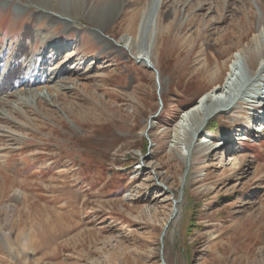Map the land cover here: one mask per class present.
Masks as SVG:
<instances>
[{
  "label": "rangeland",
  "instance_id": "rangeland-1",
  "mask_svg": "<svg viewBox=\"0 0 264 264\" xmlns=\"http://www.w3.org/2000/svg\"><path fill=\"white\" fill-rule=\"evenodd\" d=\"M1 1L0 53L8 58L26 37L35 55L36 33L55 40L43 56L79 88L58 105L32 104L25 124L6 112L4 122L22 129L17 141L0 134V264H264V122L250 106L264 96V0ZM49 4L74 27L37 20ZM94 26L121 55L98 43ZM233 55L235 88L252 78L240 102L207 123L210 136L193 137L198 151L185 163L170 148L171 128L222 83Z\"/></svg>",
  "mask_w": 264,
  "mask_h": 264
},
{
  "label": "bare ground",
  "instance_id": "bare-ground-1",
  "mask_svg": "<svg viewBox=\"0 0 264 264\" xmlns=\"http://www.w3.org/2000/svg\"><path fill=\"white\" fill-rule=\"evenodd\" d=\"M1 2L4 6H8L9 3L12 2V0H2ZM41 7L45 8L47 11H45V13L36 12L34 16H36L37 20L42 21L46 19L48 22L47 23L48 26L51 28H55V29L58 27L60 23L64 24L65 29L66 28L70 29L71 27H74L72 23H70L68 20L66 21L64 18L59 19L56 16V15L65 16V17L68 16L72 19L73 15L71 16L68 14L67 15L62 14L58 7L53 6L51 4L46 5V6L44 5ZM20 11L22 12L23 9H20ZM48 12L55 13L56 15H52L51 13H48ZM35 19H33L32 21L35 22L36 21ZM93 29H96V30H93L92 32H93V35H95L96 40L98 39L97 41L99 44L104 45V47L106 48L114 50L117 54H120V55L122 54V51L125 49L123 48L120 49L114 44H111L108 40H106L102 36L104 35L103 29H101L98 26H94ZM38 37H41L43 41H39L40 47H38L37 53L31 57H28V55L30 54V50H31L29 47L30 42H27L26 45L24 44L27 40L26 37H23L21 41L18 42V44L14 46V48L12 47L15 50L14 51L15 53L13 54L10 53L11 55L8 58L6 57V55L7 56L9 55L8 50H6L4 53H0V68H1V62L3 60H7L6 61L7 63L8 61L11 63L10 66L6 67L4 71H2L0 74V109L1 110L4 109L3 111H1L2 113H0V124L1 123L7 124L10 126V128H13V131L7 132L3 130V131H0V134L1 133L2 134L7 133L9 135L12 134L11 136L14 137L13 135L14 132H18V130L22 129L20 126L13 125L14 123L11 124L8 122H4L7 111L11 115V116L10 115L8 116L12 118V120L20 121L21 119H23L22 123L25 124L27 120H30V114L26 115L25 112L26 110L29 111V109H32L31 108L32 104H37L38 107H39V104H43L42 102L49 103L50 105H53V106L58 105L57 103H55V100L60 99L63 93H72L71 92L72 90L74 91L77 88H79L75 83H72V82L69 83V81H68L69 83L68 87H66L65 86L66 84H64L65 83L64 81L66 80V78H64V76L62 75L63 74V72L61 71L62 68H60L62 65H60V67L58 66V67L52 68L50 66V63L52 61L54 62L56 61L50 60V57L47 55L43 56L46 50L51 49L52 47L51 43L54 42L55 40H46L45 36L38 35L37 33L32 36V39H35ZM62 49H63L62 46L58 47L57 49L52 48L53 51L57 50L58 52H61ZM76 53H77V47L74 52L75 56H76ZM39 61L42 62L43 64H45L47 61L48 63L47 65L50 66V69L47 75H45L44 77L40 75V77L37 76V78H34L33 76L36 74V68H34L33 66L36 65V63H39ZM237 62H238V57H236V55H233L227 67V75L224 77L222 83L218 85L215 84V86H213L212 89L209 90V92H206L203 95H201L198 102H196V104L192 106L190 109H186L185 111H183L178 117L179 120H177L176 123L172 126L171 133H170L172 134L170 148L172 147V148L178 149L181 153V158L182 160L185 161V163L189 162L190 164V158L192 157L193 154H195L196 150L198 151V149L196 148V145H193L192 143L193 137H195L196 135L198 136L199 131H201V129H203V132H206L205 128L207 126V123L212 118H214V116L218 114H223L224 112L231 111V109H233L234 106L240 102V98L238 97L240 96V93L243 91V89L246 87L245 86L246 83L249 82L252 77H248L244 81V83H242V86H240L239 88H235L234 76L236 73L235 70H237L236 69ZM204 67L207 68V66H204ZM260 68L262 69L264 68V60L260 62L259 69ZM38 86H42V87H38ZM41 90H46L47 91L46 94L48 93L47 98L45 97L46 99L44 100H42L41 95H39ZM223 99H225V103H222ZM241 100H244V99H241ZM250 103H252V101ZM13 104H15L16 107H13L12 106ZM61 108L63 110V107ZM195 118L197 119L198 122L195 125L189 127L190 120L195 119ZM206 121L208 122L205 123ZM4 127L7 128L6 125ZM6 128L4 129L7 130ZM205 134L206 135L208 134V137L210 136L208 132H206ZM9 135H5V137L10 139ZM15 137H14L15 141H17ZM198 143L201 146L203 143H205V141L203 139H200ZM223 144H224V141L221 142V145L219 144L218 145L222 147ZM219 146L217 148H219ZM21 150L23 151V149ZM236 160H237L236 155L234 154L230 155L229 160H228V162L230 163V168L227 170L229 174L235 170L236 163H237ZM222 167H223V163L222 161L219 160L217 169L222 168ZM156 179H158V175H156ZM152 180H153V177H152ZM181 182H182V178H181ZM55 238L57 237L55 236ZM29 239L30 238H27V240L24 239L22 241V244L20 246L23 248L21 250L24 251L25 247H26V250H28L29 246H26V244L28 245L30 243ZM49 239H53V238H49ZM46 245L48 246L47 243ZM38 250L40 249H37V251ZM58 251L60 250L58 249ZM46 255H44V258Z\"/></svg>",
  "mask_w": 264,
  "mask_h": 264
},
{
  "label": "water",
  "instance_id": "water-1",
  "mask_svg": "<svg viewBox=\"0 0 264 264\" xmlns=\"http://www.w3.org/2000/svg\"><path fill=\"white\" fill-rule=\"evenodd\" d=\"M135 61L138 63V62H140V61H145V63L149 66L150 65V62L147 60V59H145V58H143V57H138V59H135ZM152 70H153V68L152 67H150ZM153 71H155V70H153ZM208 121H206L205 123H207ZM184 177H185V175H184ZM183 177V178H184ZM154 180H155V182L157 183V184H159V185H163V184H161L159 181H158V179H156V177L154 176ZM164 186V185H163ZM164 191L166 192V193H170V191L168 190V188H166L165 186H164ZM177 203L174 201V206L176 205ZM176 214H177V210H176V208L174 207V211H173V215H172V217L167 221V223L164 225L165 227H164V230H163V233H162V235H161V239L163 238V236H164V234L166 233V231H167V228H168V225L170 224V222L174 219V217L176 216ZM160 261H161V264H165V262H164V260H163V258L161 257V259H160Z\"/></svg>",
  "mask_w": 264,
  "mask_h": 264
}]
</instances>
